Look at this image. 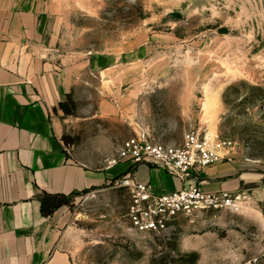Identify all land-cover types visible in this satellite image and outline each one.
I'll return each instance as SVG.
<instances>
[{"label": "rangeland", "instance_id": "374dc122", "mask_svg": "<svg viewBox=\"0 0 264 264\" xmlns=\"http://www.w3.org/2000/svg\"><path fill=\"white\" fill-rule=\"evenodd\" d=\"M37 17L33 45L69 86L54 109L67 153L111 165L141 130L179 144L215 123L251 162L230 204L163 233L132 228L123 174L75 196L60 264H264V0H49Z\"/></svg>", "mask_w": 264, "mask_h": 264}, {"label": "crops", "instance_id": "0c3cea01", "mask_svg": "<svg viewBox=\"0 0 264 264\" xmlns=\"http://www.w3.org/2000/svg\"><path fill=\"white\" fill-rule=\"evenodd\" d=\"M48 1L0 0V264L66 260L55 253L64 206L45 216L39 200L43 191L101 189L120 174L151 182L159 191L183 185L177 176L147 163L118 159L107 165L104 152L92 164L65 151L54 109L69 86L33 45L41 37L37 13ZM250 163L224 159L202 172L199 186L236 190L251 173Z\"/></svg>", "mask_w": 264, "mask_h": 264}, {"label": "built area", "instance_id": "2783aa9c", "mask_svg": "<svg viewBox=\"0 0 264 264\" xmlns=\"http://www.w3.org/2000/svg\"><path fill=\"white\" fill-rule=\"evenodd\" d=\"M233 140L190 130L179 144L161 141L147 130L127 138L118 159L132 165L147 163L165 169L183 182L181 188L159 191L151 182L125 179L130 188L127 216L138 232L163 233L181 216L227 206L233 201L230 190L206 191L199 186L202 172L231 158Z\"/></svg>", "mask_w": 264, "mask_h": 264}, {"label": "trees", "instance_id": "16d2710c", "mask_svg": "<svg viewBox=\"0 0 264 264\" xmlns=\"http://www.w3.org/2000/svg\"><path fill=\"white\" fill-rule=\"evenodd\" d=\"M129 168L127 171H131ZM90 189H84L81 191L74 190L70 193H50L43 191L40 195L39 200L41 201V211L45 216L52 215L61 206L68 205L71 200L79 195L88 192Z\"/></svg>", "mask_w": 264, "mask_h": 264}, {"label": "bare ground", "instance_id": "6f19581e", "mask_svg": "<svg viewBox=\"0 0 264 264\" xmlns=\"http://www.w3.org/2000/svg\"><path fill=\"white\" fill-rule=\"evenodd\" d=\"M216 101L215 99L210 96V95H207L205 101H204V115H205V118L207 119V121H213V119L215 118L216 116ZM211 124V123H210ZM214 124H212L211 126V129H210V133L208 134L209 137H213L212 135H214L215 131H214Z\"/></svg>", "mask_w": 264, "mask_h": 264}]
</instances>
